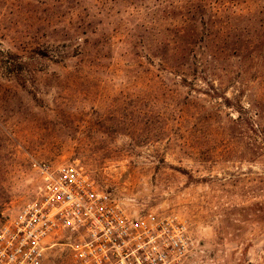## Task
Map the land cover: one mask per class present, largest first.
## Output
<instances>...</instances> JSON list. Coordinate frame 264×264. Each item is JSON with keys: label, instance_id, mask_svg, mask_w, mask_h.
Segmentation results:
<instances>
[{"label": "rangeland", "instance_id": "374dc122", "mask_svg": "<svg viewBox=\"0 0 264 264\" xmlns=\"http://www.w3.org/2000/svg\"><path fill=\"white\" fill-rule=\"evenodd\" d=\"M0 52L25 64L0 69V228L35 165L74 164L184 218L194 264H264V0H0Z\"/></svg>", "mask_w": 264, "mask_h": 264}, {"label": "built area", "instance_id": "2783aa9c", "mask_svg": "<svg viewBox=\"0 0 264 264\" xmlns=\"http://www.w3.org/2000/svg\"><path fill=\"white\" fill-rule=\"evenodd\" d=\"M37 197L0 228V264H44L64 236L75 264H194V242L178 214L128 211L82 167L35 165Z\"/></svg>", "mask_w": 264, "mask_h": 264}, {"label": "trees", "instance_id": "16d2710c", "mask_svg": "<svg viewBox=\"0 0 264 264\" xmlns=\"http://www.w3.org/2000/svg\"><path fill=\"white\" fill-rule=\"evenodd\" d=\"M19 60H20L19 57L13 56L12 54H10L8 52H0V69L11 71V73H13L16 69H22L25 66V64ZM244 80H246V79L242 78L243 82H245ZM236 84H239V82H236ZM243 84L247 85L245 83H243ZM235 99L240 101V98L238 96ZM226 101H227V105H230L229 104L230 100L227 99Z\"/></svg>", "mask_w": 264, "mask_h": 264}]
</instances>
